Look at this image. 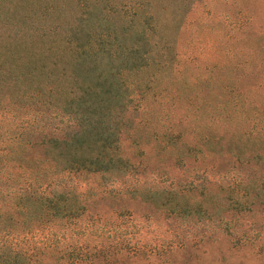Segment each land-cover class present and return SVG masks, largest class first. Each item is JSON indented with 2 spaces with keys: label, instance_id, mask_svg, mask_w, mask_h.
<instances>
[{
  "label": "rangeland",
  "instance_id": "obj_1",
  "mask_svg": "<svg viewBox=\"0 0 264 264\" xmlns=\"http://www.w3.org/2000/svg\"><path fill=\"white\" fill-rule=\"evenodd\" d=\"M25 1L7 0L6 8L0 0V36L7 17L24 15ZM108 1L119 16L138 19L150 43L113 115L129 173L113 180L61 172L44 152L74 127L56 108L61 97L42 104L22 78L33 64L20 62L13 77L0 60V255L29 264H264V202L240 212L227 202L240 183L264 186V0ZM71 63L89 96L101 97L86 64ZM179 186L199 203L217 201L219 215L190 225L128 199L132 187ZM57 191L85 196L87 211L40 213L36 199Z\"/></svg>",
  "mask_w": 264,
  "mask_h": 264
},
{
  "label": "trees",
  "instance_id": "obj_2",
  "mask_svg": "<svg viewBox=\"0 0 264 264\" xmlns=\"http://www.w3.org/2000/svg\"><path fill=\"white\" fill-rule=\"evenodd\" d=\"M1 1L8 8L7 0ZM109 3L108 0L25 1L24 15L4 20L8 29L0 36V60L10 68L13 77L20 62L33 64L23 69L22 78L28 83L26 86L30 84L33 88L31 94L45 100L42 104H48L55 96L61 97L62 102L56 108L62 107L74 127L67 135L49 139L44 148L60 171H88L117 180L126 177L131 166L119 155L113 115L126 102L128 87L134 85L130 79L146 66L150 43L138 19L119 16V12L108 7ZM114 15L119 17L113 19ZM77 57L80 66L86 64V71L91 72H84V76H92L95 86L101 89V97H90L91 88L75 80L78 72L71 61ZM58 61L64 66L59 67ZM87 64L94 71L87 70ZM63 89H68L64 96L59 94ZM238 186L229 189V212H240L255 202H264V186L253 182ZM186 190L185 186L157 191L132 187L128 199L190 225L195 224L189 219H198L202 214L208 218L219 215L217 201L199 203L188 197ZM83 197L57 191L36 200L43 205L40 213L46 210L50 218L64 219L87 211ZM8 254L0 255V264H29L26 256Z\"/></svg>",
  "mask_w": 264,
  "mask_h": 264
}]
</instances>
